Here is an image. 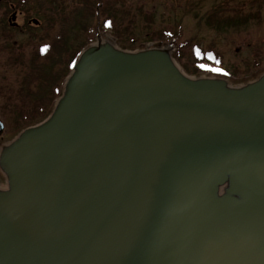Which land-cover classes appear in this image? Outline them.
<instances>
[{"label": "water", "instance_id": "95a60500", "mask_svg": "<svg viewBox=\"0 0 264 264\" xmlns=\"http://www.w3.org/2000/svg\"><path fill=\"white\" fill-rule=\"evenodd\" d=\"M172 49L81 52L3 154L0 264H264V77L193 80Z\"/></svg>", "mask_w": 264, "mask_h": 264}, {"label": "rangeland", "instance_id": "374dc122", "mask_svg": "<svg viewBox=\"0 0 264 264\" xmlns=\"http://www.w3.org/2000/svg\"><path fill=\"white\" fill-rule=\"evenodd\" d=\"M79 1L66 0V4L79 5ZM104 1L105 5L111 3L110 0ZM116 1L114 18L109 16L111 14L108 11L104 16L101 15V23L97 21L100 14L97 17L95 15L97 20L91 17L87 23L89 33L85 35V31L75 28L74 19L67 18L65 21L61 11L50 6L46 0H2L0 3V91L4 87L19 89L26 86V83L34 77L48 80L53 76L46 92L50 98L52 89L62 96L73 65L70 74L63 81L60 74L52 75L48 65L60 63L61 52L70 45L77 48L86 36L92 41L85 49L97 43L99 39L103 42L109 41L119 50L127 53L148 51L169 45L173 48L172 58L190 79L222 82L228 89H243L264 77V22L250 20L247 26L244 25L240 29L217 31L207 26L204 19L206 14L218 6L220 9L224 7L230 10L242 8L246 13L261 10L264 14V0ZM15 11L18 13L19 29L11 28L8 23V19ZM34 19L40 22L39 26L29 25ZM161 31H164V37L168 38L167 42L163 43L159 40L160 35L157 34H161ZM61 35H64L65 39H60ZM48 37L50 39H47ZM200 50L219 54L222 57L221 64H218L220 67H214L208 62L198 63L193 52ZM40 52L45 54L46 62H37ZM178 56L180 61L177 60ZM256 62L260 64V68L254 69ZM196 71L199 73H195ZM58 99L55 100L51 112ZM2 103H5V99L0 97V105ZM0 119L6 130L0 138V193H3L9 190V179L2 164V157L23 131L15 125L16 121H21L23 118L18 115L15 107L7 108L3 104L0 106Z\"/></svg>", "mask_w": 264, "mask_h": 264}, {"label": "trees", "instance_id": "16d2710c", "mask_svg": "<svg viewBox=\"0 0 264 264\" xmlns=\"http://www.w3.org/2000/svg\"><path fill=\"white\" fill-rule=\"evenodd\" d=\"M111 3L105 5L104 0H80L79 5L75 4L67 5L66 0H46L50 4V6L56 7L61 13L64 15L63 19L66 21L67 18L74 19L75 28L85 31V35H88L89 30L87 23L90 18L97 17L100 14V18H98V23L101 19V15H105L106 11L109 12L110 17L114 18V13L116 11V0H110ZM124 2L123 0H120ZM102 7H99V6ZM228 5V2H227ZM98 6V8H96ZM229 6V5H228ZM227 6V7H228ZM252 13H246L244 9L240 8L239 10H230L222 7H216L213 11H210L209 14L204 16L206 19V25L212 29L217 31H223L224 29H234L241 28L242 26L250 23V20L264 22V14H262L261 10L250 11ZM113 13V14H112ZM226 31V30H225ZM152 34H155L152 32ZM159 40L163 43L167 42L168 38H165L164 31H161ZM65 39L64 35H61L60 39ZM47 39H50L48 37ZM44 39V40H47ZM43 40V41H44ZM155 40V39H154ZM92 41V40H91ZM90 39L85 37L84 41L78 45L77 48L70 45L66 47L64 51L61 52V60L60 63H55L50 66V70L52 75L60 74L63 81L69 74L70 68L77 56L91 43ZM54 42V40L52 41ZM133 42V41H132ZM136 50V48H132ZM194 58L198 63L208 62L214 67H220L218 64H221L222 57L214 52H204L194 51ZM49 59V58H48ZM47 58L44 53L40 52V55L37 58V62H46ZM177 60L180 61V57H177ZM51 63V62H50ZM249 67V66H248ZM260 68V64H255V68ZM199 73V72H195ZM193 73V74H195ZM53 76L48 80L40 79V78H31L26 86H22L19 89H14L12 87H4L0 91V97L5 99V103H2L0 106L5 104V106H13L16 108V111L19 116L23 119L21 121H16L15 125L17 128L24 130L30 126L38 124V122H42L46 117L49 116L54 102L57 98L60 97L61 94L59 92L52 89V97L50 98L46 89L49 87L51 81L53 80ZM42 109V110H41ZM6 118V116H3ZM20 131V132H21Z\"/></svg>", "mask_w": 264, "mask_h": 264}, {"label": "flooded vegetation", "instance_id": "af4514ba", "mask_svg": "<svg viewBox=\"0 0 264 264\" xmlns=\"http://www.w3.org/2000/svg\"><path fill=\"white\" fill-rule=\"evenodd\" d=\"M2 1H0L1 3ZM17 16H18V13L17 11L13 12V14L11 15V17L8 19V23L10 25L11 28H14V29H19V25L17 23ZM29 25L30 26H33V22L32 20L29 22ZM35 27H37L36 25H34Z\"/></svg>", "mask_w": 264, "mask_h": 264}, {"label": "bare ground", "instance_id": "6f19581e", "mask_svg": "<svg viewBox=\"0 0 264 264\" xmlns=\"http://www.w3.org/2000/svg\"><path fill=\"white\" fill-rule=\"evenodd\" d=\"M100 45H103V44L100 43ZM104 45H105V44H104ZM104 45H103V46H104Z\"/></svg>", "mask_w": 264, "mask_h": 264}]
</instances>
